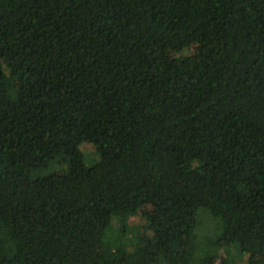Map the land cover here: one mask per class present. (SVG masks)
Wrapping results in <instances>:
<instances>
[{
    "label": "trees",
    "instance_id": "1",
    "mask_svg": "<svg viewBox=\"0 0 264 264\" xmlns=\"http://www.w3.org/2000/svg\"><path fill=\"white\" fill-rule=\"evenodd\" d=\"M218 257L264 264V0H0V264Z\"/></svg>",
    "mask_w": 264,
    "mask_h": 264
},
{
    "label": "rangeland",
    "instance_id": "2",
    "mask_svg": "<svg viewBox=\"0 0 264 264\" xmlns=\"http://www.w3.org/2000/svg\"><path fill=\"white\" fill-rule=\"evenodd\" d=\"M190 54L197 55L199 52V45H193L191 48L188 49L187 51ZM82 150L84 154L86 155V164L88 166H91L93 163H95L97 160H99V157L97 154H95V148L93 145L89 143H84L82 146ZM154 205L153 204H135L132 206V209L130 213L127 216V222L132 224V225H141L144 227V231L146 233V237L150 235V231L148 229L150 219L154 215ZM122 222H124V219H115V223L119 226ZM148 247V246H147ZM145 249V248H144ZM254 255L251 253L247 254L248 259L253 257ZM247 257L246 261L241 262V264H247ZM213 264H221V257H218L214 260Z\"/></svg>",
    "mask_w": 264,
    "mask_h": 264
}]
</instances>
